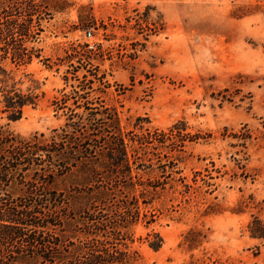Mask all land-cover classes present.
<instances>
[{
	"label": "rangeland",
	"instance_id": "rangeland-1",
	"mask_svg": "<svg viewBox=\"0 0 264 264\" xmlns=\"http://www.w3.org/2000/svg\"><path fill=\"white\" fill-rule=\"evenodd\" d=\"M62 6L33 43L50 68L39 58L18 68L1 62L40 100L17 119L0 111V124L24 137L49 134L68 111L55 110L52 99L83 81L86 98L114 108L125 131L183 127L195 137L164 151L190 187L176 182L156 196L145 208L155 219L132 227L131 247L143 264H264V240L247 231L251 215L264 214V0H67ZM89 14L91 27H72ZM80 44L86 46L77 57L59 61ZM191 228L204 236L188 247L184 235ZM147 233L161 236L159 249L148 246Z\"/></svg>",
	"mask_w": 264,
	"mask_h": 264
},
{
	"label": "trees",
	"instance_id": "trees-1",
	"mask_svg": "<svg viewBox=\"0 0 264 264\" xmlns=\"http://www.w3.org/2000/svg\"><path fill=\"white\" fill-rule=\"evenodd\" d=\"M65 4L67 0H0V64L9 60L18 68L39 58L50 68L49 58H42L33 43L52 10ZM93 24L92 14L79 15L72 27ZM85 46H71L59 61L69 62ZM82 82L52 99L55 110L68 111L49 134L24 137L0 124V264H143L131 247L132 227L139 220L146 225L154 221L155 213L145 208L167 185L190 187L184 176H175L176 162L164 148L195 135L177 124L167 131H125L114 108L86 98ZM18 83L14 70L0 65V111L11 119L40 100L34 89ZM247 231L264 240V214H252ZM203 236L191 228L184 241L192 247ZM146 240L154 250L162 245L158 233H147Z\"/></svg>",
	"mask_w": 264,
	"mask_h": 264
},
{
	"label": "built area",
	"instance_id": "built-area-1",
	"mask_svg": "<svg viewBox=\"0 0 264 264\" xmlns=\"http://www.w3.org/2000/svg\"><path fill=\"white\" fill-rule=\"evenodd\" d=\"M88 35H90V33L88 32Z\"/></svg>",
	"mask_w": 264,
	"mask_h": 264
}]
</instances>
